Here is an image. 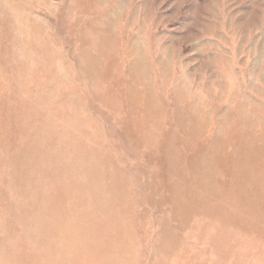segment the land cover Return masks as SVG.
I'll return each mask as SVG.
<instances>
[{
	"label": "rangeland",
	"instance_id": "1",
	"mask_svg": "<svg viewBox=\"0 0 264 264\" xmlns=\"http://www.w3.org/2000/svg\"><path fill=\"white\" fill-rule=\"evenodd\" d=\"M127 87L141 97L150 89L164 105L160 123L144 120L138 103L135 126ZM122 131H138L150 147ZM78 138L102 153L99 169L113 163L123 177L122 222L138 264H264V225L235 228L217 215L241 195L220 194L223 183L252 168L264 187V0H0V245L9 242L0 264H23L26 252L10 206L11 160L33 140L76 152ZM210 154L211 165L202 159ZM231 156L245 167L230 177ZM186 203L187 223L171 225L165 216ZM167 223L175 236L162 253Z\"/></svg>",
	"mask_w": 264,
	"mask_h": 264
},
{
	"label": "bare ground",
	"instance_id": "2",
	"mask_svg": "<svg viewBox=\"0 0 264 264\" xmlns=\"http://www.w3.org/2000/svg\"><path fill=\"white\" fill-rule=\"evenodd\" d=\"M138 67V63H135L133 70L136 72ZM145 71L146 73L140 75L141 79L148 75L147 70ZM128 89L126 102L131 105L128 107L130 119L138 121L135 126L141 128L139 123L141 120L135 114L140 111L134 106L138 103L143 104L144 120L146 118L148 121L147 118L156 115L157 123H160V110L164 105L159 106L155 102L150 89L141 93L142 97L132 87H127V91ZM191 111L189 110L185 116L190 122L194 118ZM173 132L178 135V132ZM123 134L131 140L134 138L133 143L136 147H150L148 137L142 139L138 131H122ZM197 136L196 131L192 132V139ZM80 141L79 138L75 139L76 152H73L72 143H60L61 145L58 148L54 147L53 151L43 149L40 143L33 140L32 145H26L17 151L14 160H11L17 170V182L15 181L17 200L10 203V206L20 240L26 248L25 260L22 263L76 264L74 260L90 250L91 252L87 254L88 260L83 264H138L133 254L135 246L130 232L132 226L122 222L130 211L124 213L123 207L129 202L124 196L123 177L113 163L108 166L104 164L100 166L102 170L99 169L96 160L102 157V153L86 148ZM47 144L48 147L51 146L50 141H47ZM101 144L96 143L98 146ZM202 159H206L211 165L214 155L210 154L209 158L203 156ZM166 162L170 167L169 165H175L177 159L166 158ZM230 163V177L238 167L240 169L245 167L243 166L245 163L238 157L231 156ZM167 171L170 176L174 175L170 170ZM245 173L248 176L243 181H234L232 178L229 182L223 183L225 189L220 194L229 197L240 191L241 195L232 201L228 210L219 208L217 215H220L223 224L262 231L263 181L261 177L255 176L252 168ZM169 188L176 191V194L181 193L174 184H167L168 191ZM165 200L170 205L173 203L171 195ZM189 207L190 204L186 203L174 211L173 215L171 213L170 217L167 215L165 218L167 217L171 225L172 219L177 218H181L182 223L186 224L189 217L186 208ZM184 218H187L185 222ZM169 224H166L160 234L158 251L162 253L168 251L171 239L175 236ZM35 231L38 233L37 236H34ZM5 242L0 248L3 254L8 256L6 252L9 242Z\"/></svg>",
	"mask_w": 264,
	"mask_h": 264
}]
</instances>
